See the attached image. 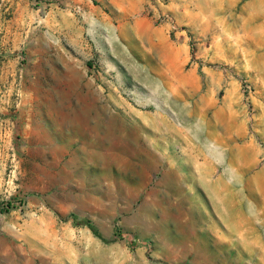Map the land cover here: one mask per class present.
Instances as JSON below:
<instances>
[{
    "label": "rangeland",
    "instance_id": "374dc122",
    "mask_svg": "<svg viewBox=\"0 0 264 264\" xmlns=\"http://www.w3.org/2000/svg\"><path fill=\"white\" fill-rule=\"evenodd\" d=\"M0 264H264V0H0Z\"/></svg>",
    "mask_w": 264,
    "mask_h": 264
},
{
    "label": "trees",
    "instance_id": "16d2710c",
    "mask_svg": "<svg viewBox=\"0 0 264 264\" xmlns=\"http://www.w3.org/2000/svg\"><path fill=\"white\" fill-rule=\"evenodd\" d=\"M84 224H85L87 227H89L90 229L93 230L92 224H91V222H90L89 220H85V221H84Z\"/></svg>",
    "mask_w": 264,
    "mask_h": 264
},
{
    "label": "built area",
    "instance_id": "2783aa9c",
    "mask_svg": "<svg viewBox=\"0 0 264 264\" xmlns=\"http://www.w3.org/2000/svg\"><path fill=\"white\" fill-rule=\"evenodd\" d=\"M246 89H248V92H250V89H249V86L248 85H245Z\"/></svg>",
    "mask_w": 264,
    "mask_h": 264
},
{
    "label": "crops",
    "instance_id": "0c3cea01",
    "mask_svg": "<svg viewBox=\"0 0 264 264\" xmlns=\"http://www.w3.org/2000/svg\"><path fill=\"white\" fill-rule=\"evenodd\" d=\"M219 159H224V158H223V155H221Z\"/></svg>",
    "mask_w": 264,
    "mask_h": 264
}]
</instances>
